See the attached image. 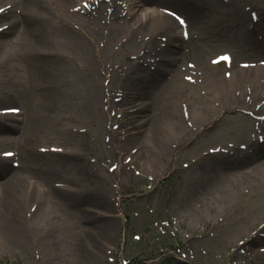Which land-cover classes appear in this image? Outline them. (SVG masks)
<instances>
[{
  "label": "rangeland",
  "instance_id": "374dc122",
  "mask_svg": "<svg viewBox=\"0 0 264 264\" xmlns=\"http://www.w3.org/2000/svg\"><path fill=\"white\" fill-rule=\"evenodd\" d=\"M93 1L72 0L68 6H77L80 2L81 6H86ZM98 1L103 5L112 2L96 0V5ZM144 1L146 5L135 8L133 14H136L134 21L137 24L133 15L125 13L131 29L135 28L133 24L136 28L143 25L140 33L133 38L125 32L112 34L113 43L109 47V40L102 33L103 38L96 42V63L93 65L79 62L72 47V37L82 33L80 37L84 38L80 23L75 34L68 33L63 37L57 33L54 24L48 29L42 45L24 42L22 30L19 33L18 30L0 28V37H5L0 41H11L0 50V62L6 61L0 63V108L17 106L22 109V115L11 116L14 121L8 124L16 132L5 135L8 143L0 146V152L5 148L13 149L9 143L20 148L28 139H34L32 155L25 159L27 163H15L14 167L18 168L10 162L1 164L6 169L0 175V183L16 171L13 176L17 179L34 178L38 181L35 185L45 189L41 199L35 195L26 199L25 215H29L32 222L28 225L23 248L9 246L0 231V264H80L77 242L87 251L94 241L99 246L100 264H124L123 260L127 264H264V174L247 178L241 187H236L229 179L228 183L231 181L232 184L220 191L215 185L220 177L227 171L233 174L237 170V166H227L231 162L228 161L240 163L243 157L203 156L209 147L215 149L219 139L223 142L232 132L243 130L247 133L241 135L245 146L256 137L252 123L249 133L245 125L249 121L246 110L254 88L247 90L244 86H233L228 92L226 106L222 98L212 94L210 87L212 79L231 84L230 78L239 62H233L235 68L230 71L225 70L228 66L224 69L222 65H211L209 60L221 53L230 56L233 53L238 61L247 56H262L263 49L259 48L255 37L258 29L261 30L260 38L264 33V0H191L192 4H187V0ZM39 3L45 17L51 12L52 15L59 12L51 0H39ZM5 6L10 7L5 11L9 12V17L20 18L22 15V9L13 0H2L0 8ZM158 7L172 12L173 20L160 15L161 8ZM254 11L257 15H250ZM176 12L182 14L185 18L180 17L184 20L187 18L199 26V31L191 32V37L184 41L174 22ZM142 15L144 19L139 21ZM5 22L10 23V18L1 19L0 27ZM252 23L259 27L251 28ZM205 24L208 26L200 30ZM172 34L178 37L176 51L179 52L164 54L163 50L173 41ZM27 38L31 40V37ZM81 59L88 61V54ZM193 64L194 70H189ZM125 72L132 73L133 81H139L128 85L130 95L124 99L122 108L114 109L109 96L121 98L118 95L123 94L124 89L117 87V80ZM194 73L199 77L190 84L188 77H193ZM109 76L112 77L109 79ZM244 76L250 79L249 74ZM231 96L246 106H235L230 101ZM138 104L150 107L152 118H158L159 128L165 134L166 122L162 118L168 112L175 114L173 118L181 126L175 133L176 138H169L168 142L172 145V142L184 139L179 141L182 145L169 148L168 154L160 155L166 146H160L157 153L153 151L150 129L132 136L127 124L138 115L125 111ZM229 109L239 113L229 112ZM226 114L225 124L222 121L209 133L197 135V118L212 122ZM115 124L121 126L119 131H113ZM191 126L194 136L190 133ZM126 131L130 136L129 147H123L121 137H115L118 132ZM14 135L17 136L15 139L12 138ZM57 143L70 151L72 157L82 156L79 160H84L86 171L80 173L81 168L73 166L79 163L78 159L39 153L43 144L50 147ZM135 145L138 153L127 165L134 167L127 169L121 162L123 157L119 159L116 151ZM113 164L118 165V170L110 173ZM244 164L249 166L251 161ZM71 181L79 189L68 193ZM44 185L51 190L47 191ZM54 190L57 199L52 198ZM101 193L109 202L107 209L98 204L97 196ZM32 209L33 213H30ZM172 218L180 222L172 225ZM111 220L114 221L110 223L113 235L111 240L104 241L94 225H109L107 222ZM162 223L169 226H162ZM260 224L262 226L255 229ZM215 225L218 227L212 231ZM133 235H139L140 241L134 240ZM245 236L255 239V244L243 241ZM245 246L246 253L234 254Z\"/></svg>",
  "mask_w": 264,
  "mask_h": 264
},
{
  "label": "bare ground",
  "instance_id": "6f19581e",
  "mask_svg": "<svg viewBox=\"0 0 264 264\" xmlns=\"http://www.w3.org/2000/svg\"><path fill=\"white\" fill-rule=\"evenodd\" d=\"M2 0H0L1 2ZM59 9L58 13L51 12L48 16L45 17V13L43 12V6L39 3V0H13L14 3H18V8L22 9V15L19 17L11 16L9 17V12L6 13L5 11L0 12V21L1 19L6 20V18H10V23H4V26H1L0 28H9L10 30H18L20 33V30H22L21 36L26 43L34 42L38 45H42L45 43L44 38L47 37L48 29L55 24L56 31L60 36L67 35L68 33L75 34V29H77L78 24L82 26V32H84V38L80 37L81 35H75L72 37V47L76 50L77 57L79 59V62L82 61L84 65H93L96 63V59L94 58V50H96V42L97 40H101L103 38L102 33L104 34L105 38H107L108 41V47L113 43L111 37L112 34H119L122 32H125L129 37H135L140 33V30L142 29V26H139V28H136V25L134 29H131L129 27V23L125 17V13L127 12L129 15H133L135 13V8H140L141 6L146 5V2L144 0H111L112 2L106 5H103L102 1H98L97 5L96 0L93 2H89L86 4V6H81V2L77 6L69 7L72 3V0H51ZM87 1V0H86ZM92 3V4H91ZM196 4H199L198 2H195ZM46 4H48L46 2ZM45 4V5H46ZM69 4V6H68ZM95 6V7H94ZM151 6V5H150ZM87 7V8H85ZM46 8V7H45ZM155 9L156 7H152ZM159 8V7H158ZM160 12L166 13L164 10L159 9ZM248 10V9H247ZM246 10V11H247ZM57 12V11H54ZM127 14V16H128ZM136 15V14H135ZM135 15H133V21L135 19ZM56 19V23H54V18ZM144 16L139 17V21H143ZM102 20V21H101ZM132 19H130L131 21ZM102 22V23H101ZM136 22V21H134ZM137 24V22H136ZM194 23H189L188 28L192 30L197 29L199 26L195 25ZM255 27V26H252ZM13 32V31H10ZM260 30H258L257 38L259 35ZM71 34V35H73ZM77 34V32H76ZM27 37H31V40ZM5 38V37H0ZM171 39L173 41L170 42V47L167 46L166 49L163 50L164 54H174L179 51H176V42H178V37L176 35L172 34ZM89 40V41H86ZM48 41V40H47ZM10 39H5L0 41V50L6 48L9 46ZM258 45L262 49H264V42L259 41L258 39ZM105 46V45H104ZM103 46V47H104ZM86 54H88V61H83L81 59V56L84 57ZM182 54L179 53V56ZM257 58H260L259 56H256ZM5 59L1 61L0 63H5ZM264 62V60L262 61ZM246 64H249V66H244L238 68L234 72V76L231 77L230 83L228 81H221L219 83L218 79H212L211 80V86L212 87V94L216 97H220L223 99L224 105L228 106L226 100L229 98V90L232 89L233 86L237 85L239 87H242L247 90H252L251 97L249 100V108L246 110V115L249 116V121L245 123L247 126L248 133L251 131V129L256 130V137L253 139H250L248 141V145H243L244 143V137L241 138V135L247 134L241 131H236L230 133V136L225 137L221 142L219 139V142L217 145H220L221 152L222 151H228L234 154V156H241L243 157V161L240 163L233 162L232 159L229 160L227 166H237V170H234L233 174H228V171L224 173L223 177H220L218 182H216V189L222 191L223 187H226L230 183L234 182L236 187H241L240 185L244 184L245 180L247 178H251L252 176H257L264 174V145L261 142H264V64L262 66H253L249 62ZM249 68V69H248ZM245 74L250 75V79L247 80L245 78ZM112 77V76H111ZM109 76V79L111 78ZM132 73L125 72L123 75L117 80V87L120 86V88L124 89V97L123 94H120L121 98H117V96L112 97V108L115 109V107L122 108L123 104L125 103L124 99L127 98L130 95V92L127 91L128 85L131 83H137L139 81L138 79L132 80ZM112 82V81H111ZM110 83V80H109ZM252 84V86L250 85ZM244 86V87H243ZM252 87V89H251ZM254 91V93H253ZM261 93V95L258 94ZM256 97L258 98H255ZM230 101L232 104H238L241 107L246 106L245 103L236 102L233 97H230ZM109 102L111 103V100L109 99ZM231 104V107H232ZM236 106V105H235ZM248 106V105H247ZM239 107V106H238ZM149 106H144L142 104L134 105L132 107V111H135L134 114L138 115L136 116L137 119L131 121L127 125L130 126V132H132V136H139L145 130L150 129V144L152 145L153 151L155 153L159 152L161 149L160 146L165 147L168 150H163L162 154H168L169 148L175 149L177 146H181V142L184 141V139H180L178 141L168 142V139L176 138L175 133L180 128L181 125H179V122L176 118H173L175 114H171V112H168L166 117L162 118L166 122L167 129L166 134L159 128L161 125V122L156 117L155 119L152 118V113L150 112ZM230 111H235V114L239 113L238 110L229 109ZM167 112V111H166ZM228 112V114H230ZM232 112V113H233ZM223 115V117L220 120H213L212 122L206 121L205 118H197L196 125L198 126V132L197 135H204L206 133H209L212 130V127L217 125L223 121H227V115ZM233 114V115H235ZM9 116H3L0 117V133L6 132L7 133H15V129L8 125L6 123ZM227 118V119H226ZM250 122L252 123L251 129H249ZM244 126V125H243ZM4 129H10V130H3ZM117 130H119V126L116 127ZM192 126L190 128V133L192 134ZM144 130V131H143ZM139 132V133H138ZM221 132H219L220 134ZM196 135V136H197ZM192 136H194L192 134ZM116 137H121L122 146L123 147H129V135L125 133H117ZM10 139V138H9ZM8 137L3 135L0 136V146L3 147L8 142ZM34 139L30 141L28 139L20 148H18L21 163H27L25 159L30 158L32 155L31 153V146L33 144ZM83 143V142H82ZM155 143V144H154ZM158 149H155L156 146ZM171 145V147H170ZM245 146L246 148H243ZM137 145L131 147L130 149L125 150H118L116 151V156H124L127 155L131 149H135ZM212 148L209 147V149ZM48 156L51 157H61L66 158L68 160H77L79 163L73 165L81 168V172L86 171L87 167L85 166L84 160H79L82 156H76L75 158L72 157L70 154V151L66 150L64 147H62L60 144H56L55 147L51 149L50 152H45ZM138 153V152H137ZM230 154V153H228ZM228 154H225L224 156H228ZM67 155V156H65ZM232 155H229L231 157ZM74 158V159H73ZM125 160V159H124ZM251 161V164L249 166H244L246 161ZM84 162V163H83ZM244 166V167H243ZM117 168V167H116ZM112 169L110 172H114L115 169ZM6 166L0 167V175L5 172ZM23 169V168H22ZM16 173L13 172V175ZM230 173V171H229ZM88 175L87 173H83ZM235 174V175H234ZM5 178L0 183V187L2 188V191L0 193V231L4 234L5 239L8 240V245L15 248H23V245L25 244V237L26 233L28 231V224L30 218L29 215H25L26 212V199H28L30 196L35 195L37 199H41V196L45 193L44 189L38 188L35 185L33 186V179L30 177V181H23L22 178L17 179L15 176ZM1 178V177H0ZM229 179H232V182L229 181ZM32 180V182H31ZM72 183L70 192H76L79 188L78 185L75 184V182ZM74 183V184H73ZM228 183V184H227ZM32 186V187H31ZM27 193V194H26ZM49 193V192H48ZM67 193V194H68ZM39 194V195H38ZM52 198L57 199L58 196L56 195V191H52ZM50 194V196H51ZM66 194V195H67ZM228 194V193H225ZM68 196V195H67ZM24 198V200H22ZM77 198V197H76ZM64 199V198H60ZM97 200H99V205L104 208H109V202L106 201V196L104 193H101L97 196ZM213 200V199H211ZM63 204H65L63 202ZM21 210L23 211V215H21ZM32 211V210H31ZM30 210L29 212L32 213ZM35 214V212H34ZM31 216V215H30ZM264 222V221H263ZM109 225H105V223H98L97 225H94V229H96V233L100 234V237H103L102 239L104 241H109L112 238L113 235V228L111 227L110 223H114L113 220L111 222H107ZM262 224L258 225L255 229L261 227ZM218 227V225H215L212 229L215 230ZM250 237H244L242 240L247 241L250 245L255 244V239H246ZM95 241L91 244V249H86L87 251L83 250V248L78 244L77 253L80 255V264H100L101 259L99 257L100 250L98 249L97 245H95ZM95 245V246H94ZM247 246L240 247L239 249L234 252L236 253H246L247 252ZM261 251H263L261 249ZM256 255H259L258 252H256ZM107 259V258H106Z\"/></svg>",
  "mask_w": 264,
  "mask_h": 264
},
{
  "label": "snow or ice",
  "instance_id": "6c2138e0",
  "mask_svg": "<svg viewBox=\"0 0 264 264\" xmlns=\"http://www.w3.org/2000/svg\"><path fill=\"white\" fill-rule=\"evenodd\" d=\"M181 23H183V21H181Z\"/></svg>",
  "mask_w": 264,
  "mask_h": 264
}]
</instances>
